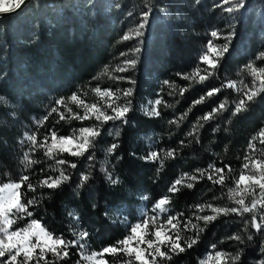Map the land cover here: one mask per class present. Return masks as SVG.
<instances>
[{
	"label": "trees",
	"instance_id": "obj_1",
	"mask_svg": "<svg viewBox=\"0 0 264 264\" xmlns=\"http://www.w3.org/2000/svg\"><path fill=\"white\" fill-rule=\"evenodd\" d=\"M222 2L32 0L20 13L0 19V185L21 184L28 221L40 222L65 241H76L79 230L91 250L99 252L128 236L122 218L134 216L143 196L150 203L169 198L177 214L200 199H217L205 181L192 186L180 181L210 165L235 167L264 126V92L239 110L225 86L227 76L264 43V0H247L235 16L231 47L211 75L190 80L175 65L191 51L193 40L223 29L228 13L219 7ZM140 25V35L133 36ZM135 50L128 61L135 64L136 94L161 92L157 116L132 109L120 118V137L111 155H102L94 140L81 156L49 155L33 146L47 135L71 137L81 126L69 120L77 100L96 96L88 85ZM153 153L157 158H151ZM90 157L94 161L88 167ZM62 176L67 179L51 185ZM249 217L255 220L253 232L262 217L264 231V203L261 217ZM261 233L255 230L254 238ZM207 237L162 264H201L216 245ZM260 244L254 240L246 249L238 244L236 264H264L261 255H254ZM79 258L76 250L68 257L49 253L42 264H75ZM107 259L110 264L118 260Z\"/></svg>",
	"mask_w": 264,
	"mask_h": 264
},
{
	"label": "rangeland",
	"instance_id": "obj_2",
	"mask_svg": "<svg viewBox=\"0 0 264 264\" xmlns=\"http://www.w3.org/2000/svg\"><path fill=\"white\" fill-rule=\"evenodd\" d=\"M22 1L0 0V13L15 8ZM246 1L223 0L219 7L228 13L223 29L193 40L191 51L182 54L175 65L176 72L189 75L190 80L212 74L231 47L232 23L235 16L244 11ZM142 26L136 28L133 36L140 35ZM136 53L137 50L132 55H122L123 60L113 67L104 68L98 78L92 80L95 84L88 85L89 91L96 96L91 101L85 98L77 100V110L69 120L81 126L71 137L47 135L41 144L29 140L33 146L44 149L49 155L59 152L81 156L94 140L102 155H111L120 137V118L132 109L146 116H157L161 92L152 91L147 97L136 94L135 64L128 61ZM247 55L237 71L225 79L226 88L233 93L232 105L239 110L264 92V43H260L255 53ZM142 89L144 92L148 88ZM171 93L175 95L173 89ZM69 111L67 109L66 113ZM106 142L111 144L103 146ZM142 143L145 148L151 147L149 141ZM157 156L153 153L151 158ZM91 161H94L92 157L88 167ZM236 163L235 167L228 165L224 168L210 165L193 176H185L180 181L181 185L192 186L194 181H205L219 195L217 199H200L199 204L185 213L177 214L170 207L169 198L150 203L148 196L141 197L134 216L122 218L129 227L128 236L119 246L99 252L91 250L85 243L86 235L79 230H76L79 232L76 241H65L52 235L40 222L28 221L31 215L21 200V184L0 185V264H42L49 253L68 257V253L75 250L80 257L75 264H110L108 256L118 259L115 264H162L164 260L169 262L179 253L204 241L206 236L207 241H214L216 245L209 248L201 264H236L241 255L238 244L246 249L254 240L261 243L260 250H255L254 255H261L264 259V231L259 220L262 219L264 203V126L254 134ZM60 179L67 178L62 176L51 185H57ZM250 215L261 217L254 229V232H262L258 239L254 238L252 228L255 220ZM237 227L240 233L224 232Z\"/></svg>",
	"mask_w": 264,
	"mask_h": 264
},
{
	"label": "water",
	"instance_id": "obj_3",
	"mask_svg": "<svg viewBox=\"0 0 264 264\" xmlns=\"http://www.w3.org/2000/svg\"><path fill=\"white\" fill-rule=\"evenodd\" d=\"M32 0H23L20 4H18L15 8L0 13V19L16 15L20 13Z\"/></svg>",
	"mask_w": 264,
	"mask_h": 264
}]
</instances>
